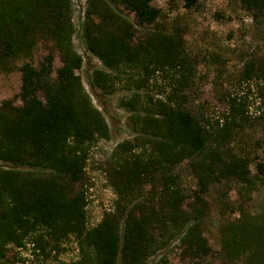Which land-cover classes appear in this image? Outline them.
<instances>
[{
	"label": "trees",
	"instance_id": "1",
	"mask_svg": "<svg viewBox=\"0 0 264 264\" xmlns=\"http://www.w3.org/2000/svg\"><path fill=\"white\" fill-rule=\"evenodd\" d=\"M152 1L86 0L79 37L101 64L90 85L104 94L130 92L118 106L130 113L134 132L110 156L115 203L89 227L85 166L92 146L110 131L77 73L83 57L73 44L72 1L0 0V70L24 60L21 104L0 103V264H12L9 245L30 244L46 258L70 237L79 254L73 264H175L163 254L150 259L176 239L188 259L183 264H264V208L234 209L237 215L218 225L217 251L203 234L211 186L235 181L246 200L259 178L251 174L249 153L231 147L249 121L248 104L226 94V113L215 120L187 106L198 61L185 49L182 29L165 27ZM237 1L264 21V0ZM195 2L185 0V6ZM134 24L143 29L141 36ZM41 40L58 52L57 69L51 48L33 65ZM240 81L263 82L264 92V58L249 59ZM257 118L264 120L263 114ZM182 166L196 181L192 191L182 183ZM256 166L263 174L264 165Z\"/></svg>",
	"mask_w": 264,
	"mask_h": 264
},
{
	"label": "rangeland",
	"instance_id": "2",
	"mask_svg": "<svg viewBox=\"0 0 264 264\" xmlns=\"http://www.w3.org/2000/svg\"><path fill=\"white\" fill-rule=\"evenodd\" d=\"M152 4L160 8L161 22L165 27L177 26L182 29L184 47L198 61L195 90L190 92L187 106L194 112L215 120L226 113L227 106L223 101L226 94L243 97L248 104L249 121L244 123L243 131L231 142V147L249 153L251 174L259 178L256 177L255 189L250 199L242 200L238 194L241 185L235 181L215 183L205 194V199L209 202V213L203 226V234L212 250L217 251L220 247L218 225L235 217L237 213L232 212L234 209L241 206L253 212L264 208V173L260 174L256 166L257 163L264 165V144L261 143L264 120L257 118L262 114L264 116V92L260 88V83L263 82L240 81L244 64L249 59L264 58V21L254 20L237 0H196L190 8L185 6V0H153ZM117 9L135 23L132 13L121 6ZM79 11L73 6L75 23ZM134 26L137 29L136 35L141 36L143 29L135 24ZM73 44L83 57V65L77 73L93 103L103 113L110 131L108 139H101L92 146L85 166L82 187L87 197V224L92 227L101 220L105 211L112 209L116 200L109 182V163L116 145L134 136L128 121L130 113L118 106L120 97L130 92L118 89L112 94H104L91 87L89 81L92 70L101 67V64L87 52L79 32L74 34ZM49 48L54 57L53 69L61 65L58 52L42 40L34 50L33 65H39ZM23 61L14 60L8 70H0V103L10 99L17 105L21 104L18 96L21 88L20 66ZM181 178L188 192L195 188L196 181L185 166L181 167ZM225 191L227 194L223 196ZM221 199L227 204L226 208L221 206ZM181 251L179 240H171L150 259V263L163 254L171 262L183 264L188 259L182 257ZM6 257L12 264H73L79 254L75 239L70 237L58 250H51L46 258L42 254L33 253L30 244L23 248L9 245Z\"/></svg>",
	"mask_w": 264,
	"mask_h": 264
},
{
	"label": "built area",
	"instance_id": "3",
	"mask_svg": "<svg viewBox=\"0 0 264 264\" xmlns=\"http://www.w3.org/2000/svg\"><path fill=\"white\" fill-rule=\"evenodd\" d=\"M71 1H72L73 6L77 7L78 9H80L77 23L74 22V16H72V21L74 22V24L76 26V29H77L76 32L80 33L81 26H82V23H83L84 18H85V4H86V0H71Z\"/></svg>",
	"mask_w": 264,
	"mask_h": 264
}]
</instances>
